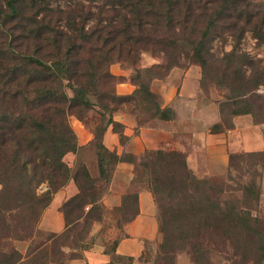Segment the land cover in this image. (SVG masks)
Returning <instances> with one entry per match:
<instances>
[{
    "label": "trees",
    "instance_id": "1",
    "mask_svg": "<svg viewBox=\"0 0 264 264\" xmlns=\"http://www.w3.org/2000/svg\"><path fill=\"white\" fill-rule=\"evenodd\" d=\"M56 1L3 0L4 7L0 6V238L10 234L17 239L31 238L25 255L0 248V264H68L83 256L90 247L83 241L89 229L86 220L103 206L98 203L96 181H109L118 162L135 161L132 154H117L102 143L108 125L121 132L122 125L111 113L139 97L145 111L163 120L173 119L172 109L162 106L149 83L180 64L182 56L200 65L201 83L211 78L209 61L221 66L213 80L227 94L219 104L220 121L210 126V132L231 129L232 117L254 115L262 106L257 89L264 83V67L240 43L247 32L257 43H264L263 4L253 7V0H101L94 16L95 11L82 0H70L66 8L54 4ZM86 1L92 6L96 0ZM94 18L95 24L86 28ZM217 30L222 42L231 41L230 49L223 50L220 57L211 51ZM146 51L161 54L164 63L137 68L132 79L135 89L127 95L116 94L110 88L115 76L109 72V64L133 62ZM94 107L104 119L91 141L97 178L85 165L71 168L63 160L66 153L79 148L68 115L82 120ZM255 154L264 157V149L246 153ZM236 158L238 155H229L230 165ZM138 165L145 171L157 203L162 264H175V249L190 244L196 232L208 227L220 228L224 234L232 232L237 246L244 247L242 243H250L251 237L255 240L250 222L258 220L245 208H236L234 202H219L216 196L225 184L209 185L208 178H196L182 152L145 150ZM70 180L77 192L60 206L63 231L39 233L36 225L42 212L53 194ZM242 187L245 198L252 195L257 199L254 178ZM162 192L168 197L166 203L160 201ZM72 208L80 212L69 220ZM117 208L122 213L132 211L128 223L138 213L137 194L123 195ZM79 219L84 225L70 234ZM117 242L104 248L110 261L132 264L116 253ZM76 247L81 252L72 250Z\"/></svg>",
    "mask_w": 264,
    "mask_h": 264
},
{
    "label": "rangeland",
    "instance_id": "2",
    "mask_svg": "<svg viewBox=\"0 0 264 264\" xmlns=\"http://www.w3.org/2000/svg\"><path fill=\"white\" fill-rule=\"evenodd\" d=\"M85 3V6L89 7L91 10L95 11V15L97 14V5L101 0H96L95 3L87 4L86 0H82ZM70 0H57L54 4H58L61 7L66 8L67 3ZM253 7L259 4L264 5V0H253L252 1ZM0 6L4 7L3 0H0ZM104 14H106L104 12ZM94 20L90 21V25L87 27H92L95 24ZM216 36H214L212 41V49L211 51L215 54V56L220 57L222 55L223 50H228L231 47V41L227 40L222 42L221 38L217 36L220 34V30L216 31ZM241 49L247 51L253 58L259 59L261 65L264 67V43L259 44L253 38L250 32H247L243 35L241 39ZM190 53V52H189ZM165 58L161 54H153L150 51H146L143 53H139V58L135 61H115L109 64L108 70L111 74L115 77L110 82V88L115 91L118 95H127V94H119L116 91V87L122 83H127L132 86V91L135 89V85L132 82L133 75L135 74V70L137 68H142L145 66H149L153 63H164ZM209 72L210 77L205 82L202 81L201 83V76L202 71L201 67L198 63L193 62L189 57L182 56L180 59V64L174 66L173 68L168 71V73L163 76L162 78H152L149 83L150 90L154 92L158 98L157 100H161L162 106L164 98L161 93L158 92L160 89L161 84L164 85H171L172 87L179 88L182 78L185 74L192 78V81H197L198 92L196 101L201 104H211L210 106L214 107L213 112H217L218 114V121H220V113H219V104L225 101V97L227 94V90L223 89L216 85L213 78L215 75L220 74L221 66L218 63H212L209 61ZM131 91V92H132ZM69 94L71 91H68ZM257 92L263 97L261 101V108L257 110V113L254 115L246 114L237 115L232 117L234 122V126L231 129H225L222 132L227 134L228 131H234L235 128V118L240 116V121L238 122V127L244 129L249 124L257 125L260 129V132L256 133V136H260L264 141V83L263 85L259 86ZM130 94V93H128ZM179 97L177 94H172L170 104L166 105L170 107L174 113V118L170 120L176 119V113L174 106L172 104L179 102ZM141 101L139 97L136 101L131 100L128 103L120 104L119 108L116 109L111 113L112 118L117 113H127L133 116L136 127L134 128V132L137 133L141 126L145 125H153L155 126L159 120H163L158 118L157 116H153L152 113L148 110H144L145 108L139 105ZM108 116V113H105V117ZM243 118H246L245 121ZM69 123L73 129L74 122H84L86 126L93 129V134L96 126H98L104 119L100 114V111L97 107H94L88 110L82 120H78L74 114L68 115ZM180 123V122H179ZM178 123V124H179ZM121 124V123H120ZM122 125V124H121ZM110 126V125H108ZM183 129V127H181ZM238 128V129H239ZM119 137V142L121 144H126L127 146V136L123 133V125L121 128V132H116ZM260 134V135H259ZM77 138V137H76ZM93 138V137H92ZM191 134L184 132V131H175L173 133V139L176 141H181L185 144L190 140ZM92 141V140H91ZM89 141L86 146L83 148H78L76 152H68L64 155L63 160L70 166L71 168H76L80 165H85L91 176L94 178L98 177V165H97V158L95 154V148L93 143ZM171 140H167L163 137H159L157 144L154 148L144 149L139 153H132L130 151H124V156L132 154L135 156V161L130 163L131 169L128 171L127 180L123 181L121 177H115L117 165L114 166V169L111 172L110 180L104 182L101 179H98L95 183V192H97V196L99 198L98 203H102L103 206L99 211H93L88 217L89 229L87 232L84 233V242L91 246L94 243H100L103 245L104 248L109 249L115 240H119L125 234V224L126 220L130 217L129 213H122L120 209L117 207H107L104 205L102 199L104 194L108 191V186L114 179L115 188L119 189L121 187V191L124 190L125 186V193L123 195H131L136 194V190L138 188H147L150 191L149 184L146 181L147 175L145 171L138 165V161L140 156L145 150H163V151H171L176 150L180 151L184 154L186 159L187 168L191 171L193 175H195L198 179H209V185H220L222 182L225 184L224 190L219 192L216 196L217 200L221 203H233L235 204L236 208L239 207L245 208V210L250 214L251 217L258 220V222H254L251 220L250 226H253L255 229V233H253L255 240L252 239L250 243H242L244 247L240 245L237 246V243L231 239L233 233L230 232L228 234L222 233L220 228L208 227L203 230H199L196 232V236L191 239V243L185 245L182 248H176L174 251L175 254V264L177 261V256H182L184 259H188L191 264H264V157L260 154L255 155H246L248 152H259V151H246L243 148L234 147L235 144L240 142V135L236 131L231 136V149L227 152V161H226V170L223 174H208L204 170H202V159H187V153L177 149H171ZM188 147V146H186ZM80 149V150H79ZM264 149V148H263ZM262 149V150H263ZM260 150V151H262ZM79 151V152H78ZM112 151V150H111ZM115 151V150H114ZM78 154L76 155L75 153ZM116 152V151H115ZM73 153L74 155H70ZM245 153V154H244ZM234 154L238 155V158L234 160V163L230 165L229 155ZM126 162V161H125ZM228 174H231L232 177L228 178ZM254 178L256 182V187L258 188V197L257 199L252 198V195L243 196L242 193V186L248 185L249 180ZM71 181V180H70ZM69 181V182H70ZM68 182V183H69ZM225 182V183H224ZM1 187V185H0ZM123 187V189H122ZM63 188V187H62ZM61 189V188H60ZM58 191V190H57ZM160 195V201L163 203L167 202L168 197L165 192H162ZM122 199V198H121ZM154 200V198H153ZM64 202V201H63ZM156 206V215H158L157 203L154 201ZM86 207L84 210H86ZM61 210V209H60ZM68 213V219L74 220L76 214L80 211L74 210ZM41 217V216H40ZM40 219V218H39ZM39 222V220H38ZM38 225V223H37ZM36 229L39 233L45 234L48 233L46 231H40ZM84 225L81 219L77 220L72 224L73 230L70 234L74 235L81 227ZM11 236V237H10ZM244 238L241 236V240ZM39 238H36L38 240ZM31 238L28 236H24L22 239H17L12 237V234L9 236H5L0 238V248L6 252H11L12 250H17L22 255H25L31 246ZM161 241V235L159 234L158 240L155 242H150L146 245V250L144 252V256H141L139 264H158L163 263L162 259V252L159 247V242ZM75 252H81L80 247H76L74 249ZM246 254V255H244ZM246 256V258L244 257ZM244 257V258H243ZM133 264V262H132Z\"/></svg>",
    "mask_w": 264,
    "mask_h": 264
},
{
    "label": "crops",
    "instance_id": "3",
    "mask_svg": "<svg viewBox=\"0 0 264 264\" xmlns=\"http://www.w3.org/2000/svg\"><path fill=\"white\" fill-rule=\"evenodd\" d=\"M132 86L122 83L116 87L119 94H128L132 91ZM163 95V104L169 105L172 94H177L179 102L172 104L175 109L176 119L159 120L153 125L141 126L137 133L134 132L136 122L132 115L127 113H117L114 120L123 125V133L127 136L126 144L119 142V137L112 130V126H107L102 143L109 150H115L117 154L124 151L139 153L144 149L154 148L158 138L169 139L171 149L181 150L187 153V159H202V170L208 174H223L226 170L227 152L231 149V136L236 131L240 135V142L234 147L243 148L246 151H260L264 148V141L256 133L260 132L257 125L248 124L246 128L238 127L240 116L235 118V130L212 133L210 126L219 119L217 112L211 104H201L196 101L198 92L197 81L185 74L182 78L179 88L163 83L158 89ZM246 117V116H241ZM245 121L246 118H243ZM180 122V123H179ZM179 123V124H178ZM73 130L77 137V143L80 148L86 146L93 137V129L89 128L84 122L77 121L73 123ZM183 127V129L181 128ZM239 128V129H238ZM175 131H184L191 134L187 144L173 139ZM260 135V134H259ZM188 146V147H186ZM80 150V149H79ZM79 152V151H78ZM75 153L76 155L78 154ZM70 155H74L71 153ZM131 165L122 161L117 165L115 177H121L123 181L127 180L128 171ZM123 189V187H122ZM115 188L114 179L108 186V191L103 196V203L107 207L118 206L121 203L122 194L125 193ZM77 192L75 183L71 180L63 188L56 191L49 205L44 209L39 219L37 228L40 231L59 233L65 227L64 216L60 206L67 198ZM138 213L125 225V234L118 240L116 253L124 256L133 264H139L141 256L146 250V245L158 240V221L156 215V206L152 193L147 188H138L136 191ZM68 264H117L110 261V255L105 253L104 247L100 243H94L83 251L81 258H73ZM176 264H191L188 259L177 256Z\"/></svg>",
    "mask_w": 264,
    "mask_h": 264
}]
</instances>
